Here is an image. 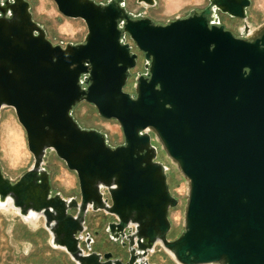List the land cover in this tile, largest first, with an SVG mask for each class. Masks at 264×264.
I'll list each match as a JSON object with an SVG mask.
<instances>
[{
	"label": "water",
	"instance_id": "95a60500",
	"mask_svg": "<svg viewBox=\"0 0 264 264\" xmlns=\"http://www.w3.org/2000/svg\"><path fill=\"white\" fill-rule=\"evenodd\" d=\"M53 1L64 17L84 21L82 42L53 44L27 0L0 1V112L14 109L33 157L15 182L0 166V201L42 216L51 244L76 264H123L82 248L90 210L115 216L110 232L136 226V257L159 244L177 264H264V23L235 37L216 14L245 21L251 0H209L166 23L134 16L124 0ZM125 35L148 71L136 75L134 94L124 88L138 54ZM81 102L116 120L124 142L112 146L82 128L72 115ZM153 139L187 187L173 240L168 212L178 199ZM48 151L76 174L79 200L52 194ZM134 257L126 264L139 263Z\"/></svg>",
	"mask_w": 264,
	"mask_h": 264
},
{
	"label": "rangeland",
	"instance_id": "374dc122",
	"mask_svg": "<svg viewBox=\"0 0 264 264\" xmlns=\"http://www.w3.org/2000/svg\"><path fill=\"white\" fill-rule=\"evenodd\" d=\"M27 1L30 4L33 19L43 26L47 38L53 44L65 46L68 43L76 44L84 40L87 27L83 20L64 17L53 0ZM94 1L105 4L110 0ZM124 4L126 10L136 17L145 15L156 23H166L176 17L186 16L194 9L205 8L209 5V0H156V5L153 7L144 3L140 4L136 0H124ZM216 14L219 23L233 31L234 34L249 35L264 23V0H251L250 6L246 9L245 21L220 14L218 11ZM245 22L249 28L243 34ZM125 38V42L132 46V51L138 54L137 65L131 71V76L124 88L126 92L134 94L136 75L145 73V59L143 54L137 51L128 35H125ZM82 86L85 87L83 79ZM72 115L82 128H92L103 132L108 144L116 146L124 142L123 132L118 122L114 119L102 118L93 105L81 102L73 108ZM153 143L158 149L157 160L167 166L166 174L170 192L178 199L177 206L170 208L168 212L171 229L167 237L173 240L183 231V213L187 198L186 182L154 139ZM32 163L33 157L27 147L26 133L14 109L12 107L2 108L0 112V166L4 176L15 182L31 167ZM44 167L49 171L53 195L60 192L64 197H80L76 174L67 168L54 151L46 153ZM0 208V264H76L63 249L51 244L50 233L44 227L42 216L31 222L24 219L13 207L0 206ZM99 216L103 218L99 219ZM113 216L105 211H88L85 222L86 231L90 232L96 242H100L101 238L107 239L104 228ZM100 220L103 222L101 225H99ZM94 230H98L100 234L95 236ZM96 244L98 249L99 243ZM106 247L102 246V251ZM154 250L150 256L152 262L177 264L170 252L159 244Z\"/></svg>",
	"mask_w": 264,
	"mask_h": 264
},
{
	"label": "flooded vegetation",
	"instance_id": "af4514ba",
	"mask_svg": "<svg viewBox=\"0 0 264 264\" xmlns=\"http://www.w3.org/2000/svg\"><path fill=\"white\" fill-rule=\"evenodd\" d=\"M201 10L202 9L196 10V11L200 12ZM218 12L220 14L227 15V14H224L220 11H218ZM189 14H187L186 16H182L181 18L187 17ZM219 24L221 25V23H219ZM227 30H229V29H227ZM231 32L233 33V31H231ZM233 35L235 37H241L240 35H236L234 33H233ZM147 72H148L147 69H145V73H143V74H147ZM77 199L79 200V197ZM72 211L73 210H71V212ZM75 212L76 211L74 210L73 213L75 214ZM100 217L103 218V216H99L98 218L100 219ZM116 221L117 220L114 216H113L112 220L107 221L106 226L104 228V232L106 233L107 239L101 238L100 242L99 241L96 242L94 237L90 234V232L85 231V233L82 235V239H81V246L84 249V251L85 252H97V253H100L102 255H104L106 253H110L112 255L110 257L111 259L120 260L123 264H126L132 256L133 257L135 256L134 258L136 259L137 262H139V263H135V264H156L150 260V256L155 251L154 249H155L156 245L154 246V248L151 251H148L145 256L136 257L138 254H143L142 248H138V246L136 244L130 245V241H131L130 238H132V237H130V235L133 234V232H135L136 226L131 225L130 229L125 230L124 234H121L116 230H113L112 232H110L108 230V224L115 223ZM101 223H103L102 220H100L99 225H101ZM93 233H95V236H98L100 234V232L98 230H94ZM87 234H88V236H86ZM87 241L89 242V245L91 248L89 250L87 249V245H88ZM96 243H99L100 247L98 249L96 247V245H97ZM102 246H107V247L105 249H103V251H102V249H101ZM102 261H104V259H102Z\"/></svg>",
	"mask_w": 264,
	"mask_h": 264
},
{
	"label": "bare ground",
	"instance_id": "6f19581e",
	"mask_svg": "<svg viewBox=\"0 0 264 264\" xmlns=\"http://www.w3.org/2000/svg\"><path fill=\"white\" fill-rule=\"evenodd\" d=\"M0 206H4L5 208L11 207V201L9 199H6L4 202L0 201ZM1 209V208H0ZM24 219L34 222L39 218V214H37L34 211H30L27 215L23 216Z\"/></svg>",
	"mask_w": 264,
	"mask_h": 264
},
{
	"label": "built area",
	"instance_id": "2783aa9c",
	"mask_svg": "<svg viewBox=\"0 0 264 264\" xmlns=\"http://www.w3.org/2000/svg\"><path fill=\"white\" fill-rule=\"evenodd\" d=\"M82 79H83V82H84V77H82ZM82 79H81V80H82Z\"/></svg>",
	"mask_w": 264,
	"mask_h": 264
}]
</instances>
